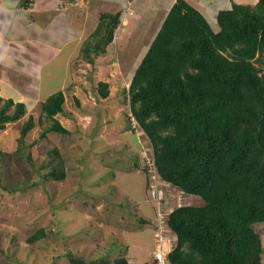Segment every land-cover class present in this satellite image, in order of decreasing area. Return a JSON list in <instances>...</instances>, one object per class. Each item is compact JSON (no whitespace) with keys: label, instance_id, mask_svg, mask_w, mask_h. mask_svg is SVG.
Wrapping results in <instances>:
<instances>
[{"label":"trees","instance_id":"trees-1","mask_svg":"<svg viewBox=\"0 0 264 264\" xmlns=\"http://www.w3.org/2000/svg\"><path fill=\"white\" fill-rule=\"evenodd\" d=\"M99 22L107 29L99 46L106 48L122 24L120 14H101ZM263 54L264 0L254 6L232 4L212 18L176 0L132 76L128 120L132 126V117L146 136L153 162L151 167L146 159L140 173L144 189L161 180L201 200L198 206L175 205L166 215V233L176 238L167 264H262L264 246L255 226L264 225ZM97 87L99 97L107 99L109 84ZM64 103L62 92L42 103L38 124L42 117L51 122L42 136L69 134L55 119ZM25 115L23 103L5 100L0 131ZM33 126L29 115L20 128V144ZM44 175L58 182L64 178L56 165ZM94 229L92 235L98 232ZM111 229L110 238L103 236L104 244L96 247L105 251L70 252L69 263L129 264L118 255V226ZM43 235L40 230L28 243Z\"/></svg>","mask_w":264,"mask_h":264},{"label":"rangeland","instance_id":"rangeland-1","mask_svg":"<svg viewBox=\"0 0 264 264\" xmlns=\"http://www.w3.org/2000/svg\"><path fill=\"white\" fill-rule=\"evenodd\" d=\"M241 3L254 6L251 0ZM120 11L129 14L124 4ZM214 14L211 12L210 17ZM161 15L144 8L138 18L128 15L115 35L116 40L106 48L102 38L107 29L100 28L101 23L95 15V20L89 21L78 57L98 64L83 66L80 71L74 66L75 83L66 93L64 112L55 117L69 134L51 132L42 136L51 122L42 117L43 123L38 124L40 109L27 112L28 115L33 113L34 126L24 144L18 140L27 114L19 121L7 123L0 131V264H70L67 256L70 252L82 255L93 251L96 255L105 251L96 247L104 244L103 236L112 235V225L118 226L117 240H122L119 257L132 260L131 255H141L139 247H142V251L150 253L144 257L149 263L139 259L132 264H155L154 253L159 248L156 231L151 223L146 226L143 223V226L139 222L152 216L155 225L156 197L151 193L153 189L143 188L144 180L138 174L146 159L151 161V148L139 126L132 129L129 124L126 91L148 45L161 27L156 29ZM99 40L102 41L100 46ZM2 53L5 64L16 57L18 49L6 46ZM46 59H49L47 54L32 59L24 53L22 58L13 59L17 67L10 70L11 73L23 71L17 75L18 79L27 81L34 91L40 88L41 97L46 95L44 87L53 77L49 82L52 95L61 92L59 71L48 72L52 63L43 71L36 66ZM99 82L109 84V97L105 100L98 95ZM53 165L61 167L64 173L61 182L44 175ZM152 185L163 192L164 197L168 196L172 207L201 205L198 197L185 196L161 180ZM158 207L161 210V206ZM93 228L98 232L92 235ZM255 229L264 246V225L259 224ZM40 230L44 235L28 243ZM138 230L141 232L135 235L134 241L133 234ZM137 236L143 238V244H139ZM161 240L160 248L167 253L176 238L166 233ZM111 243L112 240L107 249ZM261 261L264 264V254Z\"/></svg>","mask_w":264,"mask_h":264},{"label":"crops","instance_id":"crops-1","mask_svg":"<svg viewBox=\"0 0 264 264\" xmlns=\"http://www.w3.org/2000/svg\"><path fill=\"white\" fill-rule=\"evenodd\" d=\"M110 1L84 0L83 3L77 5L74 0H0V102L12 100L14 103H23L26 114L39 109L40 114L42 103L52 95L49 82L54 77L46 83L44 87L46 95L41 97L39 94L40 88L34 91L27 81L18 79L17 75L22 74L23 71L10 72V70L17 67L13 59L22 58L24 53L32 59L38 58L42 53L47 54L49 59L40 60L43 63L36 66L42 68L41 71H43V68L52 63V66L48 68V72L59 71L58 77L61 80L59 91L63 92L66 99V93L69 92L71 85L75 83V80H73L75 76L74 66L77 65L80 71L83 66L90 65L78 56H80L79 51L85 40L87 25L89 21L95 20L94 15L95 18L97 16L96 20L98 21L101 14L119 13L122 22L121 28L128 15L132 14L138 18L144 8L155 13H162L161 19L156 25V29H158L176 0H112L116 2L115 4ZM186 1L207 17H210L211 12L215 13L221 9H230L232 4L243 5L241 3L243 0ZM251 1L253 5L257 3V0ZM123 4L128 7L129 14L121 13L120 8ZM117 31H115V35ZM115 35L112 43L116 40ZM6 46L18 49V53L11 61L4 64L3 58L5 57L2 52L6 51ZM77 62L80 63L76 64ZM72 88L76 89V87ZM29 115H33V113ZM138 174H140V171ZM149 219L147 221L153 225L152 216ZM152 227L154 229V225ZM138 232H141V230L133 234L134 241ZM137 239L139 244H143L141 236H137ZM139 248L141 249V255H131L130 259L132 260H128L129 264H132V261H139V259L142 262L146 260L144 257L150 254L144 252V250L142 251V247ZM144 262H147V260Z\"/></svg>","mask_w":264,"mask_h":264},{"label":"built area","instance_id":"built-area-1","mask_svg":"<svg viewBox=\"0 0 264 264\" xmlns=\"http://www.w3.org/2000/svg\"><path fill=\"white\" fill-rule=\"evenodd\" d=\"M80 1V2H79ZM84 0H75L74 3H76L78 5V3H83ZM132 120V126L133 127H137L138 124L134 121V119L131 117ZM151 167L153 165V162L151 160L150 163ZM151 189H153L151 192L153 197H156L155 202H156V212H154L155 214V237L158 239V251L156 254L154 253V257H155V264H167V255L170 252H163L162 248H160L161 245V238L164 237L165 238V234H166V222H165V217L166 215H168L173 207L170 205V202L168 200H164V196H163V192H161L159 189H157L156 186L151 185L150 186ZM158 205L161 206V210L159 209ZM164 205V208H163ZM165 233V234H164ZM173 243V242H172ZM155 251V252H156Z\"/></svg>","mask_w":264,"mask_h":264},{"label":"clouds","instance_id":"clouds-1","mask_svg":"<svg viewBox=\"0 0 264 264\" xmlns=\"http://www.w3.org/2000/svg\"><path fill=\"white\" fill-rule=\"evenodd\" d=\"M75 1V0H74ZM144 56V55H143ZM154 225V224H153ZM155 227V226H154ZM155 229V228H154Z\"/></svg>","mask_w":264,"mask_h":264}]
</instances>
